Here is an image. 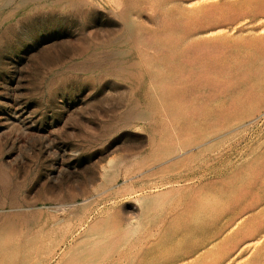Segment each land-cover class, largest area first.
Listing matches in <instances>:
<instances>
[{
    "label": "rangeland",
    "instance_id": "374dc122",
    "mask_svg": "<svg viewBox=\"0 0 264 264\" xmlns=\"http://www.w3.org/2000/svg\"><path fill=\"white\" fill-rule=\"evenodd\" d=\"M262 201L264 0H0V264H211Z\"/></svg>",
    "mask_w": 264,
    "mask_h": 264
},
{
    "label": "bare ground",
    "instance_id": "6f19581e",
    "mask_svg": "<svg viewBox=\"0 0 264 264\" xmlns=\"http://www.w3.org/2000/svg\"><path fill=\"white\" fill-rule=\"evenodd\" d=\"M263 214L264 201L259 204V211L251 215L245 222H243V225L240 227L239 232L236 236H234L233 240H231L227 245L220 247L219 250L210 258L211 264H219V261L222 263L232 254V252L239 251L242 248V244L247 239L258 233L259 234L256 237H261L262 243L257 250L255 249L251 251V253H248L245 262L242 264H264V218L260 219L258 217ZM258 243H255V245ZM250 245H252V243H250ZM207 263L208 262L205 264Z\"/></svg>",
    "mask_w": 264,
    "mask_h": 264
}]
</instances>
